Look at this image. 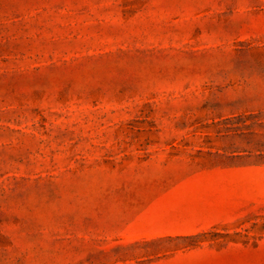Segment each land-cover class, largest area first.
<instances>
[{
  "label": "rangeland",
  "instance_id": "rangeland-1",
  "mask_svg": "<svg viewBox=\"0 0 264 264\" xmlns=\"http://www.w3.org/2000/svg\"><path fill=\"white\" fill-rule=\"evenodd\" d=\"M0 264H264V0H0Z\"/></svg>",
  "mask_w": 264,
  "mask_h": 264
}]
</instances>
